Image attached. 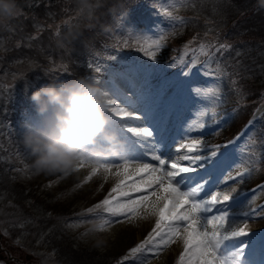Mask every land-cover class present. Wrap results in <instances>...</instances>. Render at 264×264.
<instances>
[{
	"label": "rangeland",
	"instance_id": "obj_1",
	"mask_svg": "<svg viewBox=\"0 0 264 264\" xmlns=\"http://www.w3.org/2000/svg\"><path fill=\"white\" fill-rule=\"evenodd\" d=\"M103 1L100 0V3H103ZM204 1L156 0L154 1L156 4L153 3V5L149 6V19L141 23V25L130 24L125 27L121 22L115 21L114 23H110L105 31H110L112 36H114V46H119L120 48L133 45L139 48L135 55L137 60L143 63L147 61L150 64L148 66L152 68L144 69L148 73H151L150 70H154L147 85L152 87L158 84V86H154L147 93H142V99L139 101L140 104L146 102L147 107L152 108L156 117L167 111L166 124L175 119L177 120V114L182 112L183 130L178 144L199 139L202 141V152L205 146L208 148L215 145L222 146L232 135L238 133L240 126L245 124L248 119L249 113L255 110L258 111L256 108L250 110L252 105L248 103L244 104L241 100V93L232 90L233 85L242 81L239 79L240 65L237 64V61H234L233 52L221 48L210 49L205 46L203 40L198 41V44L192 43V41L186 44L187 40L180 43L179 38L175 36L177 33H185L184 31L189 26L187 18L182 15V10L188 6L190 10L192 9L191 11H193L194 15L203 17L207 11V8L203 6ZM76 3L78 5V0ZM93 3H95V0H93ZM239 3L244 7L237 12L240 14H245L250 10L251 6L255 5L254 0H238L236 4ZM97 9L99 14H97L96 20L102 17L100 15L105 7L100 6ZM79 14L84 20L82 24L86 23L85 26L90 27L93 19H85V15ZM230 14L231 11L228 9L227 15ZM212 16L217 18L222 15L217 14V10H214ZM14 19L16 22H19L18 16ZM8 22L9 20L4 24H0V31L1 29H5L6 26L7 30L14 33L15 30H12ZM55 28L56 31L60 29L58 25ZM192 28L189 29L192 36L189 39L194 40L196 36ZM92 29H88L82 34L81 45L80 43H76V46L80 45L79 49H86L90 46L89 42L95 33L93 32L94 29ZM78 35V32L73 33V38ZM161 37L164 39L161 48L156 51L155 58L146 55L142 48L154 51L155 49L151 47L152 42L161 39ZM13 39L16 41L15 46L12 45V47H15L13 51L15 52V50L19 49L21 43H19V38ZM27 39L28 37L25 36L24 40L28 44ZM59 43L63 44L65 48L70 45V42L66 38H61ZM171 43H180L185 48L177 57L173 56V59L170 58L168 60L167 47ZM10 44V35L4 36L0 33V90L3 93H6L3 90L4 88L11 91L14 88L11 86L12 84L18 85L21 82L23 66L28 64V59H26L27 63L11 61V67L6 66V62H4L5 54L12 52ZM205 52H207L206 55ZM257 56L264 59V51L257 52ZM186 60H188L189 64L195 60V65H201L205 74L193 77L192 69L195 65H192L189 76H185L183 68L185 64H188ZM79 61L82 66L83 60L80 58ZM2 63H4L5 68H2ZM162 64H172L175 66V69H173V72L169 74L165 81L158 83L163 69L154 65L158 66ZM254 68L258 72L253 75V80L244 79L243 81L250 82V84L252 82L258 89L264 88V73H262L264 67L262 64H259ZM177 70H179L177 75L183 78H176L175 74ZM209 73L214 75H210ZM119 80H123L122 77L116 79V81ZM185 81L191 82L185 83ZM103 82L99 81L101 88L107 89L106 85L111 87L109 83L103 84ZM140 85L137 84V87H141ZM224 88L231 91L226 92ZM18 91H20L18 92V100H21L26 95V90L20 88ZM174 92V97L169 98L168 96L174 94ZM124 93L131 95L132 90H127ZM159 93L160 96H158ZM117 102L121 103L120 99ZM187 102H190L191 107L185 112L184 108ZM11 103L10 99L5 103L1 101L0 104H3V106H0L2 107V111H6ZM154 104L156 105L153 107ZM12 105H14V111H17L16 105L14 103ZM239 107L240 110L237 113L230 115V109L234 110ZM26 112L28 113L29 111ZM34 112L31 111L29 116L27 113V115L24 113L22 116L24 122L20 120L14 121L16 128L12 124H7L3 130L5 135H0V161L6 162L8 159L11 163H14L8 176L4 175V164L0 165V207L2 208L0 223L4 228L9 227V231L15 228L16 223L20 226L24 224L35 226L38 224L43 228V231L38 232V234L33 233L29 241L28 238H24V241H22V244L28 246L30 252H33H28V260H25L16 253V248L13 247V251L8 252L9 254L5 255L3 259L0 255V260L2 261L0 264H103L111 262L116 256L118 258L115 264H117L129 248L133 247L147 235L154 224V218L149 217L137 220L131 225L127 223H115L110 228L111 235L109 236L107 245L103 248L93 247L94 237L89 233L88 226L89 222H98V217L96 214L87 213L86 209L102 200L116 182V177L112 175L113 170L108 174L107 182H103L104 173L101 170L89 182L83 183L84 178L92 170L84 166L79 167L77 171L67 176L62 174H34L29 167L30 159L20 141V134L24 131L23 126L25 123H31L38 119L36 112ZM114 119L119 120L118 117ZM201 123L206 125L203 129L199 127ZM263 125L264 116H261L255 125L253 123V127L250 129L242 145L243 149L238 148L234 150L230 154V157L227 158V161L231 163V167L225 169L221 181L229 173L236 176L237 172H243L245 169L250 171V175L245 176L242 181L239 177L236 180H228L225 187L218 188V191L229 192L233 188L236 189L233 195L237 196L239 203L234 206L235 213L237 214L236 225L234 226H243L244 223H247L245 230L248 233V237H253L255 232L264 228V207H262L264 206V189H258L254 194L251 191L256 189L258 185H264V153H258L259 148L254 145V142L260 141ZM19 127L20 130H18ZM185 153L186 150L176 153L175 149L173 159ZM182 163L187 164V162ZM101 183H103V188L98 190ZM81 184L82 186L77 187V185ZM30 198L37 200V203L33 206L28 205V209H23ZM251 210H257V212L245 221L240 213ZM66 217H69L68 222H66ZM26 229L28 230V228ZM54 232L60 233V236L57 237L58 241L54 239L55 236L54 238L47 239V236ZM101 235H108V233L102 232ZM16 244L18 247L21 245L19 239L16 241ZM63 245L70 249H66ZM263 245L262 247L264 248ZM70 250L77 251L71 253ZM181 250L182 241L172 245L165 252L164 256L161 257V260L160 258L153 259L151 264L154 261H157V264H175ZM11 255L13 256L12 260L8 259Z\"/></svg>",
	"mask_w": 264,
	"mask_h": 264
},
{
	"label": "snow or ice",
	"instance_id": "obj_2",
	"mask_svg": "<svg viewBox=\"0 0 264 264\" xmlns=\"http://www.w3.org/2000/svg\"><path fill=\"white\" fill-rule=\"evenodd\" d=\"M163 39L152 42L154 51L142 50L155 58ZM195 63L193 60L190 65L185 64L189 68L185 76H189ZM129 84L132 94L121 92L118 96L123 107L105 91L113 126L125 141V153L92 168L83 181L89 182L102 170L103 182H107L108 174L114 166L116 168L112 173L116 182L102 200L86 209L87 213L96 214L101 231L110 229L115 223L131 225L137 220L154 218L147 235L129 248L117 264H151L153 259L163 257L172 245L181 241L182 250L175 264H245L242 257L249 241L240 238L248 236L245 230L247 223L234 226L237 220L234 206L239 203L237 196L233 195L236 189L231 192L214 189L225 187L228 180H236L237 177L242 181L250 171L245 169L237 172L236 176L229 173L221 181L225 169L231 167L227 154L219 152V145L205 146L202 152L199 139L178 144L176 153L181 150H186V153L173 159L171 146L161 134L159 120L150 108L139 102L141 89L132 81ZM137 112L143 114V120L136 115ZM117 117L119 121L114 119ZM125 118L131 119L125 121ZM143 124L148 126H141ZM205 126L204 123L199 125L201 129ZM161 144L168 149L167 152L160 149ZM113 161L119 163L114 165ZM184 161L187 164H183ZM80 186L82 184L77 185ZM101 188L103 183L98 190ZM258 189H264V185H258L251 191L254 194ZM255 212L257 210L242 211L240 215L246 221Z\"/></svg>",
	"mask_w": 264,
	"mask_h": 264
},
{
	"label": "trees",
	"instance_id": "obj_3",
	"mask_svg": "<svg viewBox=\"0 0 264 264\" xmlns=\"http://www.w3.org/2000/svg\"><path fill=\"white\" fill-rule=\"evenodd\" d=\"M237 1L205 0L203 6L207 8V11L203 17H197L191 11L192 9L185 8L182 10V15L188 19L192 18V20L184 31L185 33H179L177 38H179L180 43L184 40L187 42L203 40L205 46L210 47V49L220 48L222 43H224V49H234L238 52L236 61H239L241 68H252L250 72H245L239 76L245 79L247 76L258 72L254 68L257 65L262 64L264 67V59L257 56V52L264 51V7L260 5L259 0H254L255 5L251 6L245 14H240L237 12L244 7L240 3L236 4ZM76 2L77 0H15L18 14L9 19L8 22V25L15 32H10L5 26V29H1L0 33L4 36L10 35L11 47L12 45L15 46L16 43L13 38H19V43H21L15 52H13L15 47H12V52L5 54L6 66L11 67V61L16 63H27L28 61V64L23 66L21 82L18 85L15 84L18 88L22 90L28 88L27 93H29L33 87L39 86L43 81L56 83V80L62 77L64 78L63 81H67L85 75L86 72L79 60L80 58L83 61L88 59V63L103 56L104 53L97 46L103 39L110 41V34L107 32L104 34L109 24L119 21L122 16L126 18L134 12H138L141 7H146L147 2L153 3L146 0H104L103 3H100V6L105 7L100 15L102 17L96 20L97 14H99L96 8L91 18L93 19L92 25L87 27L85 26L86 23L82 24L84 20L79 14V6ZM228 9L231 11L230 15H227ZM214 10H217V14L222 16L213 17L212 12ZM17 16L19 22L14 19ZM85 19L89 18L85 17ZM57 25L60 27L58 31L55 28ZM191 28L195 31L196 38L194 40L189 39L192 37L189 32ZM88 29L95 32L89 42L90 46L86 49H79L82 34ZM77 32L79 35L73 38V33ZM24 35L28 37V44L24 40ZM61 38H66L70 45L65 48L63 44L59 43ZM76 43H80V45L76 46ZM180 43L173 45L180 46ZM173 48L177 50L176 47ZM26 59L28 60L26 61ZM3 67L4 63H2ZM249 79L250 81L253 80V78ZM232 88L241 91L242 95L249 97L251 101H255L254 107L264 100V88L258 89L252 82L250 84V82L239 81ZM260 135V141L255 142V145L259 148L260 153H264V130ZM36 203L37 200L30 198L23 209H28V205L33 206ZM35 226L36 229H33V233L38 234V232L43 231V228L38 224ZM59 234L54 232L48 235L47 239L55 236L54 239L57 240ZM63 246L70 249L65 245ZM76 251L72 250L71 253Z\"/></svg>",
	"mask_w": 264,
	"mask_h": 264
},
{
	"label": "clouds",
	"instance_id": "obj_4",
	"mask_svg": "<svg viewBox=\"0 0 264 264\" xmlns=\"http://www.w3.org/2000/svg\"><path fill=\"white\" fill-rule=\"evenodd\" d=\"M264 7V0H259ZM79 12L91 19L100 0H78ZM17 14L15 0H0V24ZM31 101L38 119L25 123L20 141L36 175H69L84 166L98 167L125 153V141L113 126L109 98L88 76L41 85ZM93 247L107 245L110 229L101 231L98 222H89ZM108 235H101V233Z\"/></svg>",
	"mask_w": 264,
	"mask_h": 264
},
{
	"label": "bare ground",
	"instance_id": "obj_5",
	"mask_svg": "<svg viewBox=\"0 0 264 264\" xmlns=\"http://www.w3.org/2000/svg\"><path fill=\"white\" fill-rule=\"evenodd\" d=\"M113 173L116 171V168L114 167L113 169ZM255 237H252V240L254 239ZM240 239H243V240H246V241H249V243L247 244V246L245 247V253H244V256L242 257V261H244V259H248L249 257H250V255L248 254V250H249V247L251 246V243H252V240L250 239V238H247V237H241ZM263 239H264V237H263ZM260 241V240H259ZM261 242V241H260ZM178 244V243H177ZM261 245L262 244H259L258 245V249H257V251H254V253H253V255H260V256H263V254H262V248H261ZM251 257H252V255H251ZM160 260H161V258H160ZM159 260V261H160ZM249 263H251V264H255V262H253V261H251V262H249ZM152 264H157V261H154ZM246 264V263H245Z\"/></svg>",
	"mask_w": 264,
	"mask_h": 264
}]
</instances>
